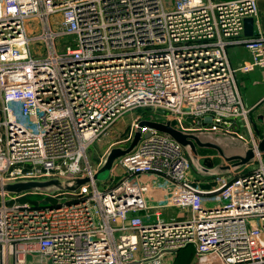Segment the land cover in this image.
Wrapping results in <instances>:
<instances>
[{
  "label": "built area",
  "instance_id": "obj_1",
  "mask_svg": "<svg viewBox=\"0 0 264 264\" xmlns=\"http://www.w3.org/2000/svg\"><path fill=\"white\" fill-rule=\"evenodd\" d=\"M257 15V0H0V185L88 178L35 204L0 191V264H32L34 254L174 264L188 246L192 264H264V154L207 190L192 185L183 146L158 131L105 180L93 178L105 156L87 155L134 109L255 147L264 130L248 119L227 49L245 47L249 66L264 69V33L244 35Z\"/></svg>",
  "mask_w": 264,
  "mask_h": 264
},
{
  "label": "water",
  "instance_id": "obj_2",
  "mask_svg": "<svg viewBox=\"0 0 264 264\" xmlns=\"http://www.w3.org/2000/svg\"><path fill=\"white\" fill-rule=\"evenodd\" d=\"M253 34L254 19L252 17H247L244 19V35L252 36ZM171 119L172 117L170 116L165 122L149 119L139 120L130 143L125 147H112L106 153L93 178L98 181L105 180L117 159L133 151L140 138L142 136H149L151 131L161 132L165 136L173 138L180 143L189 160L192 156L198 160L202 158L198 153L199 148H208L216 151V156L219 158V162L216 164L217 172L212 174L214 176L233 173L241 166L253 161L258 154H264V133L258 139L256 146L253 147L240 137L223 131H182L172 125ZM144 128L146 129L145 132H143ZM232 136L241 140L242 143L239 146V151L234 153L231 152L228 155L224 153V150L217 140L223 141L229 148V140L230 138H233ZM191 162L192 161L190 160V163ZM87 182L88 178L84 177L21 179L14 182L3 183L0 185V191L15 194L28 191L51 194L58 191H74L80 185Z\"/></svg>",
  "mask_w": 264,
  "mask_h": 264
},
{
  "label": "rangeland",
  "instance_id": "obj_3",
  "mask_svg": "<svg viewBox=\"0 0 264 264\" xmlns=\"http://www.w3.org/2000/svg\"><path fill=\"white\" fill-rule=\"evenodd\" d=\"M174 0H165V3L167 6H170L173 3ZM264 14V12H263ZM30 22L29 26L31 27ZM36 33H38L39 26L36 25ZM31 34H33L30 31ZM32 49L37 50L40 52V55L44 54V46L42 44L32 42ZM236 81L238 84V88L241 94L242 103L244 107L248 108L250 105V102L254 100L256 97H258L261 93L260 85H249V82L244 81L243 75L241 73H237L236 75ZM143 109H134L131 111L126 112L114 125L113 131L111 134L102 137L100 140L94 142L92 145L89 146L87 155L91 163L93 162H99L100 159H102L106 153L112 148V147H118L127 146L132 136L135 132L136 127H134V123L137 120H141V117H145L147 115L143 114ZM145 115V116H144ZM259 116H262L261 119H259ZM249 121L252 120L253 127L255 126L260 131L264 130V104H259V106L251 109V111L248 114ZM157 121V120H156ZM239 130L238 133L242 134L247 141H250L247 137L246 129L243 126L238 127ZM146 129H143V132H145ZM221 132V131H219ZM229 133V132H227ZM235 135V134H232ZM233 138H230L229 140V148L228 146L221 140H217V142L221 145L222 149L224 150L225 154H230L231 152H237L239 151V146L242 143L241 140L238 138L232 136ZM243 140V139H242ZM248 143V142H247ZM202 158L199 160L194 158L193 156L190 157L191 162V179L193 181V186H200L201 189H209L211 186L215 185L216 183H222L223 181H220L218 179H214V175L217 172L216 164H213L215 159H217L216 154L204 150ZM206 161V164H204ZM120 166L117 164L115 166V171ZM228 180V177L227 179ZM18 199L21 201H28L30 203H39L43 200H46L47 197L40 194V192L35 191H28L26 193H23ZM28 261L32 264H49L47 256H39V254L29 255ZM193 263V250L190 246L187 248L182 249L180 252H178L177 257L174 260V264H192Z\"/></svg>",
  "mask_w": 264,
  "mask_h": 264
},
{
  "label": "crops",
  "instance_id": "obj_4",
  "mask_svg": "<svg viewBox=\"0 0 264 264\" xmlns=\"http://www.w3.org/2000/svg\"><path fill=\"white\" fill-rule=\"evenodd\" d=\"M258 5V15H257V23L254 27V33L261 31L264 33V0H257ZM228 58L230 64L233 68L236 69L237 73H241L243 75L244 81L249 82V85L259 84L261 88V93L258 97L250 102L249 108L253 109L259 104H264V69L255 68L249 66L250 57L249 53L243 46H230L227 49ZM238 85V84H237ZM262 116H259L261 119ZM254 131H259L255 126L253 127Z\"/></svg>",
  "mask_w": 264,
  "mask_h": 264
},
{
  "label": "trees",
  "instance_id": "obj_5",
  "mask_svg": "<svg viewBox=\"0 0 264 264\" xmlns=\"http://www.w3.org/2000/svg\"><path fill=\"white\" fill-rule=\"evenodd\" d=\"M204 150H207V151H210V152L216 154V151H214L213 149H208V148H199V149H198V153H199L200 155H203V153L205 152ZM200 152H203V153H200ZM216 157H217V156H216ZM218 162H219V158L217 157V159H215V161H214V163H212V165H213V164H217ZM204 164L208 165V164L206 163V161H205ZM25 193H26V192H25ZM46 200H47V199H46ZM46 200H43V201L46 202Z\"/></svg>",
  "mask_w": 264,
  "mask_h": 264
}]
</instances>
